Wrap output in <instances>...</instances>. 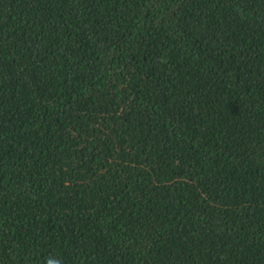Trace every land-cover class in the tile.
<instances>
[{"label":"trees","instance_id":"1","mask_svg":"<svg viewBox=\"0 0 264 264\" xmlns=\"http://www.w3.org/2000/svg\"><path fill=\"white\" fill-rule=\"evenodd\" d=\"M264 264V0H0V264Z\"/></svg>","mask_w":264,"mask_h":264},{"label":"clouds","instance_id":"2","mask_svg":"<svg viewBox=\"0 0 264 264\" xmlns=\"http://www.w3.org/2000/svg\"><path fill=\"white\" fill-rule=\"evenodd\" d=\"M47 264H61V261L59 260L58 257L50 256L47 259Z\"/></svg>","mask_w":264,"mask_h":264}]
</instances>
